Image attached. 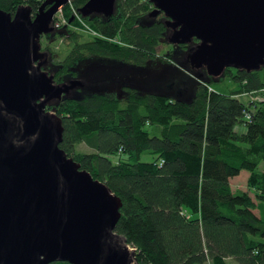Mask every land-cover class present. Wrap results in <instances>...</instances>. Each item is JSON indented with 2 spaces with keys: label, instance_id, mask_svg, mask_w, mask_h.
Here are the masks:
<instances>
[{
  "label": "trees",
  "instance_id": "16d2710c",
  "mask_svg": "<svg viewBox=\"0 0 264 264\" xmlns=\"http://www.w3.org/2000/svg\"><path fill=\"white\" fill-rule=\"evenodd\" d=\"M44 1L0 0V10L35 16ZM71 2L78 13L88 0ZM69 10L68 25L40 39L41 68L80 85L46 111L62 121L60 150L121 200L115 231L139 263L264 264V66L217 78L193 68L199 42L171 43L151 0H116L112 17L82 18L100 37L73 31L83 26ZM92 61L111 72L82 75ZM241 172L247 190L234 191Z\"/></svg>",
  "mask_w": 264,
  "mask_h": 264
},
{
  "label": "water",
  "instance_id": "95a60500",
  "mask_svg": "<svg viewBox=\"0 0 264 264\" xmlns=\"http://www.w3.org/2000/svg\"><path fill=\"white\" fill-rule=\"evenodd\" d=\"M71 1L45 0L35 16L0 10V264H140L115 231L121 200L60 150L62 121L46 111L80 85H58L41 68L40 39ZM151 1L171 43L199 42L193 68L217 78L264 66V0ZM115 3L88 0L78 14L110 18Z\"/></svg>",
  "mask_w": 264,
  "mask_h": 264
},
{
  "label": "rangeland",
  "instance_id": "374dc122",
  "mask_svg": "<svg viewBox=\"0 0 264 264\" xmlns=\"http://www.w3.org/2000/svg\"><path fill=\"white\" fill-rule=\"evenodd\" d=\"M67 6H69V8H70V10H69V12H72V16H73V18L72 19H74L77 23H78V19H76L77 17H75L74 15L75 14H77L78 15V13L77 12H75V10H73V7H72V2H69L68 3V5ZM64 14L65 13H63V9L61 10V11H59L58 12V14H56L55 15V17L53 18V21H52V27L53 28H56V29H58L60 26H62V25H68V23H67V19L65 18V16H64ZM75 17V18H74ZM82 19V18H81ZM81 19H79V21L81 20ZM82 21V23H84L83 22V20H81ZM56 24H59V26L58 27H56ZM70 24V23H69ZM81 23H79V25H80ZM81 26H83L82 24H81ZM71 29L73 30V31H78V32H81L82 34H85L86 36H88V37H91V36H94V37H96V34H95V32H93L92 30H90L89 28V30L91 31V32H89L88 30L86 31L85 29H83L82 27H79L78 25H74V26H71ZM59 47H60V45H59ZM58 47V48H59ZM83 65V67H82V75H85V76H87V75H90L91 77L93 76V75H95V76H98L99 77V75L101 76L102 74H106V73H109V72H111V71H109V69H107V70H105V69H103V67H106L105 65H103L101 62H98V61H92V63H89V62H87V63H82ZM108 67V66H107ZM117 69H118V67H116ZM103 69V70H102ZM121 68H119V70H120ZM158 69V68H157ZM157 69H153L154 71H156ZM182 69V68H181ZM104 76V75H103ZM141 85H143V87L145 88V87H147L148 85H147V83H146V81H145V83H144V80L145 79H143V77L142 76H138L137 77V79H136ZM70 83V82H69ZM69 83H66V84H69ZM250 97V96H249ZM256 97H258V96H256ZM255 97V98H256ZM247 98L248 97H245V98H241L240 99V101L241 102H245V100H247ZM255 98H253V99H255ZM250 99H252V98H250ZM236 130L238 131V132H244V128L243 127H241V126H237L236 127ZM76 150L78 151V152H81V153H89L90 152V149L89 148H87L86 146H84V145H79V146H77L76 147ZM247 173L246 172H241L240 173V175H238V177L237 178H234V179H231V181H230V186H231V188L235 191V190H238V189H240V190H247V188H246V180H247ZM251 197H252V195H251ZM253 198V197H252ZM255 213H256V211H255Z\"/></svg>",
  "mask_w": 264,
  "mask_h": 264
},
{
  "label": "built area",
  "instance_id": "2783aa9c",
  "mask_svg": "<svg viewBox=\"0 0 264 264\" xmlns=\"http://www.w3.org/2000/svg\"><path fill=\"white\" fill-rule=\"evenodd\" d=\"M75 17H77L76 19H78V23H81L82 25H83V29H85L86 31L88 30L89 32H91L89 29H88V27L84 24V23H82V19H81V17H80V15H77V14H75L74 15ZM74 17V18H75ZM79 19H81L80 21H79ZM59 26V24H56V27H58ZM96 34V33H95ZM96 37H100L99 35H97L96 34Z\"/></svg>",
  "mask_w": 264,
  "mask_h": 264
}]
</instances>
